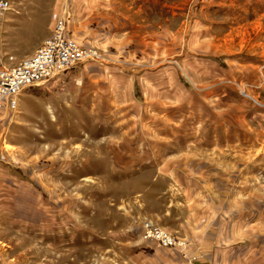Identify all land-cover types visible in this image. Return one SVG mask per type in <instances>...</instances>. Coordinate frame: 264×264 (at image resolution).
Instances as JSON below:
<instances>
[{
	"label": "rangeland",
	"instance_id": "1",
	"mask_svg": "<svg viewBox=\"0 0 264 264\" xmlns=\"http://www.w3.org/2000/svg\"><path fill=\"white\" fill-rule=\"evenodd\" d=\"M262 2L13 0L0 66L63 14L100 58L81 88L0 109V264H185L149 221L206 261L264 264Z\"/></svg>",
	"mask_w": 264,
	"mask_h": 264
},
{
	"label": "built area",
	"instance_id": "2",
	"mask_svg": "<svg viewBox=\"0 0 264 264\" xmlns=\"http://www.w3.org/2000/svg\"><path fill=\"white\" fill-rule=\"evenodd\" d=\"M13 0H0V22L12 10ZM100 58L92 47L82 46L69 36L68 21L63 14L57 20L51 35L37 50L14 66H0V109L16 110L22 92L31 86L43 84L68 71L80 62ZM143 236L160 247L178 249L186 264H205L189 251L190 242L152 222H145Z\"/></svg>",
	"mask_w": 264,
	"mask_h": 264
},
{
	"label": "crops",
	"instance_id": "3",
	"mask_svg": "<svg viewBox=\"0 0 264 264\" xmlns=\"http://www.w3.org/2000/svg\"><path fill=\"white\" fill-rule=\"evenodd\" d=\"M263 2H264V0H263ZM260 15H264V9H263V11L261 12ZM10 19L11 18H8V20H10ZM8 27H9V24H8ZM68 31H69V36L74 38L71 35L69 26H68ZM45 38L41 40L42 43L45 40ZM39 46H41V45H39ZM39 46H36L35 48L37 49ZM253 46H255V45H253ZM35 48H30V49L34 50ZM249 57L252 58L251 59L252 66H253L252 68H256L257 66H259L260 65V61H262V65H263L262 74L264 76V42H263V52H262V54L257 53V52L254 51V52L249 54ZM89 62L90 61H88V62H80V63L76 64L74 67H72L71 69H69L68 71L56 76L53 79H50L49 81H47V82H45L43 84H39V85L28 87L22 92V94L20 96L23 97L25 95H27V96L35 95L36 94V90H34L33 88H37L36 86L39 87L40 93H42V92L52 93V91H54L55 93H59V92H63V91H72L73 89H76V88H79V87L81 88V86H83V84L85 83V81L87 79V75H86L87 68H88V66L91 65L90 64L91 62L90 63ZM252 72H253V75H255L256 72H257V69H253ZM10 111H13V110H10ZM181 238H184V239H186V240H188L190 242V239L186 235H183ZM168 249L173 250V251H178L180 253V251L178 249H175V248H168ZM189 251L193 255H196V256L201 255V253H199V251L194 250L193 248H191V243L189 245ZM200 259L205 264H219L217 262L215 254H212V253L210 255L207 254V261L204 260L203 257H201ZM184 263L186 264V261H184ZM167 264H169V263H167ZM171 264H174V262L171 261Z\"/></svg>",
	"mask_w": 264,
	"mask_h": 264
}]
</instances>
